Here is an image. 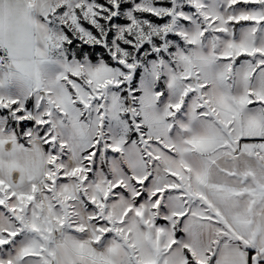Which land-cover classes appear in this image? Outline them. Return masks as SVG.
<instances>
[{
	"label": "snow or ice",
	"instance_id": "obj_1",
	"mask_svg": "<svg viewBox=\"0 0 264 264\" xmlns=\"http://www.w3.org/2000/svg\"><path fill=\"white\" fill-rule=\"evenodd\" d=\"M0 264H264V0H0Z\"/></svg>",
	"mask_w": 264,
	"mask_h": 264
}]
</instances>
